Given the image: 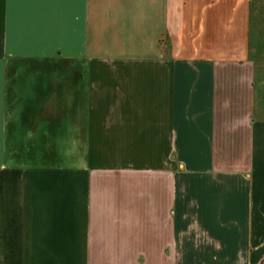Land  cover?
I'll list each match as a JSON object with an SVG mask.
<instances>
[{
	"label": "crops",
	"instance_id": "1",
	"mask_svg": "<svg viewBox=\"0 0 264 264\" xmlns=\"http://www.w3.org/2000/svg\"><path fill=\"white\" fill-rule=\"evenodd\" d=\"M247 3L0 0V264H264Z\"/></svg>",
	"mask_w": 264,
	"mask_h": 264
},
{
	"label": "rangeland",
	"instance_id": "2",
	"mask_svg": "<svg viewBox=\"0 0 264 264\" xmlns=\"http://www.w3.org/2000/svg\"><path fill=\"white\" fill-rule=\"evenodd\" d=\"M250 44L256 48L254 57L264 56V0H247Z\"/></svg>",
	"mask_w": 264,
	"mask_h": 264
}]
</instances>
